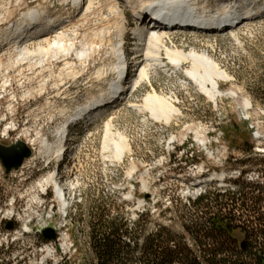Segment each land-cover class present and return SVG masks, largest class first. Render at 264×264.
I'll return each mask as SVG.
<instances>
[{
    "label": "rangeland",
    "instance_id": "374dc122",
    "mask_svg": "<svg viewBox=\"0 0 264 264\" xmlns=\"http://www.w3.org/2000/svg\"><path fill=\"white\" fill-rule=\"evenodd\" d=\"M126 1L86 0L83 8H76L71 0H0V143L23 140L28 144L38 138L49 140L55 148L67 139L68 148L65 161L58 166L59 175L56 155L41 154L40 141L33 147L28 144L32 156L9 175L0 161V263L97 264L91 244L93 225L99 228L104 220L116 219L118 224L121 220L128 223L127 242L138 243L131 264H141V240L158 226L189 237L184 224L193 208L190 201L206 188L215 191L229 185L242 171L245 179L264 186L259 170L264 158V18L220 35L171 32L169 46L208 53L230 75L231 79L220 81L217 99L210 98L188 75L191 62L173 67L163 51L161 65L151 66L148 78L125 100L101 116H88L80 127L69 126L67 135L65 127L73 121L75 107L107 91L117 77L113 43H118L120 26H129L128 50L139 42L131 28L141 20ZM142 1L132 0L134 5ZM35 7L44 10V21L60 19L59 34L45 37L53 44L64 33L73 48L69 55L54 47L49 53L25 58L15 43L4 39V31ZM42 38L23 45L28 43L35 50ZM82 49L92 53L86 61L78 58ZM131 50L130 83L137 78L139 65L145 64L139 63L143 56L136 60ZM154 91L179 107L170 123L129 106L143 105ZM246 100L251 102L248 107ZM121 135L127 138L129 149L122 160L111 161L109 156L116 152L112 144ZM106 141L111 147L104 146ZM250 146L254 153L245 150ZM49 173H55L65 189V208L54 186L37 185ZM34 196L40 203L31 207ZM10 222L12 229L7 228ZM47 229H53L55 237L48 238Z\"/></svg>",
    "mask_w": 264,
    "mask_h": 264
},
{
    "label": "bare ground",
    "instance_id": "6f19581e",
    "mask_svg": "<svg viewBox=\"0 0 264 264\" xmlns=\"http://www.w3.org/2000/svg\"><path fill=\"white\" fill-rule=\"evenodd\" d=\"M71 1L72 5L74 4L76 8H83L86 4V0ZM199 1L202 0H143L140 5H134L132 0H127L126 2L133 7L132 9L134 11V15L141 19L140 25L134 27L133 29L131 28V30H133L139 39V42H137L133 48L135 59L137 60L139 56H143L139 63L141 64V62H145V64L139 65L137 78L133 79L131 83L127 84V82H123L122 73L129 64V58L124 47V42L126 39L125 35L129 26L121 25L117 37L118 43H113L115 55L117 57V61L119 62L115 63L113 66L115 70L118 71L117 77L112 83H110L111 85L107 91L101 92L98 96H93L86 104L77 105L75 107L76 109L72 111L71 114L73 121L74 119L79 118L86 119L88 116H90V118H94L97 115H102V113L106 110L113 109L117 106V104L125 100L128 93L133 88L137 87L142 80L148 78L149 68L151 66L161 65L163 60V51H166V55L170 59V63L173 67H181L185 62H191L192 68L187 70L188 75L198 83L204 93H206L210 98L215 99L217 96H219L221 93L220 81H227L231 79L230 75L220 67V64H218V62L214 60L208 53L199 52L195 49L187 51L186 49L179 46H169L168 41L170 40L171 44L173 42L171 40V32H177L180 30L170 31L165 28L154 29L150 26H147L145 22L147 17L153 16L154 18L152 19L167 20L168 23L166 24L169 25L174 24L179 26L182 24L183 26L190 27L191 29L213 28V25L206 24L204 22L206 20L203 19V17L209 12L210 4L207 6L204 4V1L203 3H200ZM241 2L242 3L237 4L236 0H228L227 4L224 5L223 8H225V10L227 9L228 13L237 11L239 14L246 16H250L254 14V11L257 12L258 10H262L264 8V1L258 6L259 8L253 6L259 3L258 0H254L252 2L250 0H242ZM160 12H165L166 16L160 17ZM44 14L45 12L41 8L35 7L29 10L11 27H8L4 31V39H6L8 43L10 41L15 43L16 47L19 48L18 51L20 52V55L25 56V58H28L36 53H44L45 51L49 53L54 49V47L57 48L54 51L61 52L64 55H69L73 48L72 45L67 44L64 33L60 34L59 37H57L58 39L54 40L53 44H51V40L48 37H45L52 35L55 32L58 33V30L61 27L58 23L60 19H50L48 21H44ZM220 14L222 13L215 11L212 13L211 17H217ZM120 15L123 20H127L126 14L124 12L121 11ZM72 21L73 20H70V23H72ZM244 23H241L240 25ZM217 24L219 23L215 22L214 25ZM64 28H66V26ZM36 37L44 38L37 41L38 47L35 48V50H31L32 46L30 47L28 43L23 45V43H26L27 41L29 42V40ZM19 43L20 45L17 46ZM45 44H47L48 49H46ZM91 54V52L88 53L87 49H82L77 53L78 58L85 61L91 57ZM66 64L71 65L70 62H67ZM98 74L101 76V70H99ZM250 104V101H245V106L248 107ZM129 106L139 110L140 112H150L153 118H155L157 121H164V123H170L180 111L179 107L174 104V102L169 97L160 95L157 91L149 93L145 97L143 105L130 103ZM107 126L108 128L106 135L108 136L110 134V123H108ZM59 133L63 139L66 138L64 130L60 131ZM106 139L108 141V138ZM37 141L40 140L36 138L31 140V143L28 144L32 145L33 147ZM62 141L56 145L55 148H53V146L49 144V140H47V142L41 140L40 142L42 143V149L40 153L44 156L53 153L56 155L55 159L62 158L65 155L66 149V144H64V142L61 144ZM107 141L104 144L106 148L110 145L108 143L109 141ZM112 145H114L116 152L113 156H109V158L111 161L122 160L125 156V152L129 149L127 138L121 135L120 140L114 142ZM33 159H35V157H33L31 160ZM56 179L55 173H49L43 177L37 185L41 188L54 186L57 200L59 203H61L62 207L65 208L68 205L66 201V192L65 189L57 183ZM33 188L36 187L34 186ZM35 199H37L36 196L32 197L31 207L39 205L40 202L38 199L37 201Z\"/></svg>",
    "mask_w": 264,
    "mask_h": 264
},
{
    "label": "trees",
    "instance_id": "16d2710c",
    "mask_svg": "<svg viewBox=\"0 0 264 264\" xmlns=\"http://www.w3.org/2000/svg\"><path fill=\"white\" fill-rule=\"evenodd\" d=\"M245 150L254 153L251 146ZM260 161L264 177V158ZM244 173L215 191L206 188L190 201L193 208L184 224L189 237L158 226L142 239L141 264H264V186L245 179ZM120 222L107 219L99 228L93 225L91 244L97 264L134 261L138 243L127 242L128 223Z\"/></svg>",
    "mask_w": 264,
    "mask_h": 264
},
{
    "label": "water",
    "instance_id": "95a60500",
    "mask_svg": "<svg viewBox=\"0 0 264 264\" xmlns=\"http://www.w3.org/2000/svg\"><path fill=\"white\" fill-rule=\"evenodd\" d=\"M32 154V148L23 140H18L9 145L0 143V161L6 168L7 175L13 170L21 168L26 159H29ZM7 228L12 229L13 222H10ZM45 235L51 239L55 237V231L53 229H47Z\"/></svg>",
    "mask_w": 264,
    "mask_h": 264
}]
</instances>
